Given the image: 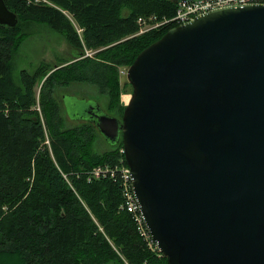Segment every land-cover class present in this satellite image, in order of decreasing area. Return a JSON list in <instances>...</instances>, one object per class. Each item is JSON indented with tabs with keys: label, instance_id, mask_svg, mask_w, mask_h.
<instances>
[{
	"label": "water",
	"instance_id": "1",
	"mask_svg": "<svg viewBox=\"0 0 264 264\" xmlns=\"http://www.w3.org/2000/svg\"><path fill=\"white\" fill-rule=\"evenodd\" d=\"M17 22L0 0V25ZM126 74L122 118L100 107L94 121L111 143L122 138L169 264H264V3L169 28Z\"/></svg>",
	"mask_w": 264,
	"mask_h": 264
},
{
	"label": "trees",
	"instance_id": "2",
	"mask_svg": "<svg viewBox=\"0 0 264 264\" xmlns=\"http://www.w3.org/2000/svg\"><path fill=\"white\" fill-rule=\"evenodd\" d=\"M50 1L73 13L84 28L83 40L72 21L47 3L5 0L18 22L13 27L0 25V259L14 256L21 264H125L124 259L129 264H169L150 249L132 215L119 209L120 175L91 182L77 176L96 165L117 162L122 139L108 140L109 149L96 152L95 121L87 118L67 127L57 95L73 82L94 84L108 97L107 114L122 118L120 68L130 66L143 49L177 24L124 37L138 31L140 15L173 16L178 0ZM31 22L47 23L78 52L75 60H65L55 70L42 62L33 72L23 71L17 84L13 54L28 36ZM84 45L101 49L95 57L80 58ZM36 81H42L39 103L44 122L36 110L28 109L35 102ZM45 130L53 153L47 147L37 150ZM32 169L35 178L30 184L26 179Z\"/></svg>",
	"mask_w": 264,
	"mask_h": 264
},
{
	"label": "rangeland",
	"instance_id": "3",
	"mask_svg": "<svg viewBox=\"0 0 264 264\" xmlns=\"http://www.w3.org/2000/svg\"><path fill=\"white\" fill-rule=\"evenodd\" d=\"M29 2L47 3L49 5L56 6L57 8H59L70 19V21H72V24L75 26L78 34L83 40L84 38L83 29L84 28L77 25L78 22L74 18L73 13H71L70 11L64 8H61L60 6H58L57 4L53 3L50 0H29ZM151 14L158 15L157 13H151ZM148 15H140V16H146L148 18L149 17ZM163 16L158 15V18L159 17L162 18ZM169 26L171 25L168 24L164 27L159 28L158 30H161ZM144 27L145 25L142 26V28ZM153 30H157V28H154L148 31H153ZM148 31L140 33V25L138 24V31L131 35L125 36L124 39L128 37L140 35ZM83 49L86 50L85 51L86 55L83 57H86V56L95 57L96 52H98L101 48L94 49V48H89L86 45H84ZM87 52L89 53L88 55H87ZM73 53L74 52L72 51L69 43L67 42L65 37L60 32L53 30L45 22H34V23L31 22L30 29H28V36L24 39L22 44L13 54V61H12L13 79L17 84H19L21 81L23 71L33 72L35 68L38 67L42 62L50 65L52 69L57 64H60V65L66 64L64 63L65 60L67 62L68 61L71 62L75 60ZM128 67L129 66H124L120 68V82L122 86V92H121L120 99H121V104H124V105L127 103L126 102L127 99L131 97V90H132V85L129 82L127 78V74H126ZM56 68H54V70ZM41 85H42V81L41 82L36 81L33 87L35 102L32 104H29L28 109L30 111L36 110L41 116L42 121L44 122V118H43L42 111H41V106L39 103ZM60 90L61 91L59 92V95L57 96L59 97L58 100L61 103L62 114L64 116L63 119L67 127L77 126L85 122L86 120L84 119H87V116H84V114L89 108V106L91 107V106L98 104L100 107H102V110H101L102 113L103 112L107 113L105 108L107 109L108 107V102H109L108 97H105L102 94H100L98 92L97 87L94 84L86 83V82H73L71 85L67 87H63V89L61 88ZM64 95H66V101L63 103L62 97ZM20 128H23V127L20 126ZM44 129H45V126H44ZM30 130L32 131L34 129L31 128ZM51 143H52L51 138L49 137V134L45 130V135L43 138L39 140V147L37 150L38 151L44 150V148L47 147L50 153H53ZM109 147H110L109 141L97 129L95 138H94L93 149L98 153H103L106 150H108ZM32 170H33V175H31V177L26 179L29 181L30 184H32L31 182H34V178H35V170L34 169ZM6 209H8L7 206H4L3 210L7 211ZM137 229H138V226H137ZM144 239L145 241H147L145 237ZM150 249L153 252L155 251L158 257L163 256L162 254H160V252L153 250L151 247ZM0 260H1L0 264H21V262L17 260V258L14 256L12 257L3 256ZM124 261H125V264H129L126 259H124ZM101 264H116V263L113 261H110V262L101 263Z\"/></svg>",
	"mask_w": 264,
	"mask_h": 264
},
{
	"label": "built area",
	"instance_id": "4",
	"mask_svg": "<svg viewBox=\"0 0 264 264\" xmlns=\"http://www.w3.org/2000/svg\"><path fill=\"white\" fill-rule=\"evenodd\" d=\"M247 3H264V0H188L178 1L176 13L173 16H163L158 18L156 14H149L146 16H139L137 22L140 25V33L157 28V30L166 25L181 24L186 22L196 15L208 12L215 8L226 7L230 5L247 4ZM142 28V26H144ZM89 53L87 52V55ZM120 158L115 163H105L94 166L91 169L82 170L77 176H84L87 181L91 182L103 178L111 179L114 176H121L122 180V202L120 203L119 209L128 211L134 221L136 222L140 233L146 238L149 246L158 252L159 247L152 239L148 228L144 222L143 216L139 209L138 200L136 198L133 181L130 173V167L125 163L124 158V147L121 146L119 149ZM64 177L68 180V174L63 173Z\"/></svg>",
	"mask_w": 264,
	"mask_h": 264
},
{
	"label": "flooded vegetation",
	"instance_id": "5",
	"mask_svg": "<svg viewBox=\"0 0 264 264\" xmlns=\"http://www.w3.org/2000/svg\"><path fill=\"white\" fill-rule=\"evenodd\" d=\"M70 45V44H69ZM70 47H71V49H72V51L74 52V53H76V52H78L75 48H73L71 45H70ZM74 53H73V55H74ZM62 99H63V103L66 101V95H64L63 97H62ZM94 109H92V107H90L89 106V108L87 109V111L85 112V113H87L88 115H89V113H90V115H89V117H87V118H91V119H93L94 120V118H95V116H94V114L97 112H99V109H100V106L98 105V104H96V105H94ZM96 108H98V110H96ZM95 112V113H94Z\"/></svg>",
	"mask_w": 264,
	"mask_h": 264
}]
</instances>
